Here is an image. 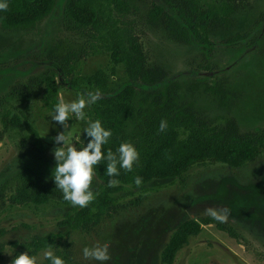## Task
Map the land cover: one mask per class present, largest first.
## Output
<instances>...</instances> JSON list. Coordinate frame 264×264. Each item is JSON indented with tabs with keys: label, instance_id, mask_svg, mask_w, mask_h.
I'll list each match as a JSON object with an SVG mask.
<instances>
[{
	"label": "rangeland",
	"instance_id": "1",
	"mask_svg": "<svg viewBox=\"0 0 264 264\" xmlns=\"http://www.w3.org/2000/svg\"><path fill=\"white\" fill-rule=\"evenodd\" d=\"M61 1L33 30L0 28V264H10L15 255L26 251L38 262L50 264L43 259L47 247H34L46 239L66 264H102L85 259L83 249L105 243L110 244L111 259L103 264H161L163 249L186 221L201 223V231L188 239L173 264H264V155L239 169L199 165L177 180L128 188L116 208L93 220L94 224L74 230L63 225L69 207L26 202L23 179L28 173L63 195L52 176L53 149L63 142L57 145L53 137L65 132L69 143L86 146L87 120L98 119L99 99L84 109L85 120L70 114L67 129L53 121L44 103L46 79L55 80L58 99L65 101L82 94L70 88V81L84 88L83 78L99 70L107 72L109 89L116 91L126 82L122 67L115 68L112 76L107 54H91L87 31L66 29ZM162 2L137 0L129 13L118 17L119 26L140 43L147 68L162 69L170 82L146 94L137 90L136 108L140 110L142 104L145 116L158 114L166 104L168 88L174 85V107L189 109L198 123L220 128L233 120L240 133L264 130V0H244L231 18V30L210 33L209 57L197 46L173 41L162 17L155 24L149 22L153 7ZM237 35H244L246 41H229ZM65 66L70 74L63 77L59 68ZM216 86L227 91L224 108L213 94ZM86 91L85 95L96 90ZM5 115L19 116L37 136L24 126L4 131ZM141 129L138 120L127 132L136 150ZM98 185L94 176L91 190ZM209 208L226 215V221L210 216Z\"/></svg>",
	"mask_w": 264,
	"mask_h": 264
},
{
	"label": "trees",
	"instance_id": "2",
	"mask_svg": "<svg viewBox=\"0 0 264 264\" xmlns=\"http://www.w3.org/2000/svg\"><path fill=\"white\" fill-rule=\"evenodd\" d=\"M137 0H62L63 23L67 30L87 31V40L91 54H107L112 76L115 68L122 67L126 82L117 90L109 89L108 74L99 70L83 78L84 88L77 87L70 81V88L86 93L88 89H99L102 95L97 101L98 119L106 130H111V137L103 145L102 151L107 155L111 149L117 153L122 142H128V128L142 120L140 145L137 149L139 159L132 170L119 168V175L109 177L106 174L107 161L102 160L94 166V176L100 183L92 192L95 199L84 208L73 206L64 200L63 195L52 190L48 184L36 181L35 174H26L24 180L25 200L35 206L54 204L70 208L65 213L63 225L76 229L94 224L103 213L113 210L119 204L121 195L128 188L137 189L153 181L177 180L185 176L193 167L199 165H224L239 169L254 162L264 155V130L254 133H240L232 120L224 127L210 128L205 123H198L189 109L174 107L176 86L168 88L166 104L158 114L145 116L134 105L135 93L143 94L155 91L163 85L170 84L167 73L162 69H149L142 47L137 38L119 26V19L129 13ZM161 6H154L149 14V22L155 24L161 17L165 20L166 31L177 43L197 46L205 57H209L212 42L210 33L215 29L231 30L232 16L239 10L244 0H162ZM8 8L0 10V28L4 31H30L50 16L59 0H6ZM230 42H245L244 35H237ZM228 41V43H229ZM238 44V43H237ZM66 61V60H65ZM67 63V62H66ZM59 68V67H58ZM60 75L69 76L65 67L59 68ZM44 103L49 113L59 102L58 89L53 78H47ZM214 96L220 107L227 106V91L223 86H216ZM154 107H156L154 105ZM5 115L2 118L4 131L25 127L30 134L37 136L27 124H22L19 116ZM164 120L167 127L160 131ZM88 137V142L90 141ZM118 154V153H117ZM141 177L137 185L135 177ZM110 179L119 184L108 187ZM93 213V214H92ZM70 214H72L70 216ZM201 231V223L186 221L170 237L161 253V264H173L176 254L188 243L190 237ZM51 245L48 239L38 242L35 248ZM41 245V246H39Z\"/></svg>",
	"mask_w": 264,
	"mask_h": 264
},
{
	"label": "clouds",
	"instance_id": "3",
	"mask_svg": "<svg viewBox=\"0 0 264 264\" xmlns=\"http://www.w3.org/2000/svg\"><path fill=\"white\" fill-rule=\"evenodd\" d=\"M7 8L6 0H0V10L6 11ZM100 97V91L97 89L95 92H88L86 95L82 93L71 101L60 99L54 106L50 116L53 121L58 122L67 129L69 127L70 114H73L77 120H85L84 109L94 104ZM166 127L167 122L162 120L159 130L164 131ZM84 132L91 139L86 146L83 144L80 148H77L75 144L69 143V137L65 135V132H59L53 137L57 145L63 142V146L53 149L56 162L52 172L54 183L56 188L62 191L64 200L80 208L87 207L95 199V195L91 190L94 166L106 159V174L109 177H114L119 175V168L131 171L133 164L139 159V153L130 142H122L117 149L118 154L109 149L105 157L102 148L108 142L112 133L111 130H106L102 126L99 119L95 121L87 120V127ZM135 183L140 185L142 178L139 176L135 177ZM118 184V180L110 179L108 187H115ZM206 211L214 219H218L221 222H225L227 219L226 215L218 214L215 209L209 208ZM224 211L226 212L227 210ZM109 247V243L96 244L92 247L86 246L83 249V256L85 259H94L103 264V262L111 259ZM43 259L50 261V264H66L61 257L54 254L50 244L43 252ZM10 264H42V262H38L36 256L29 255V252L26 251L15 255L11 259Z\"/></svg>",
	"mask_w": 264,
	"mask_h": 264
}]
</instances>
